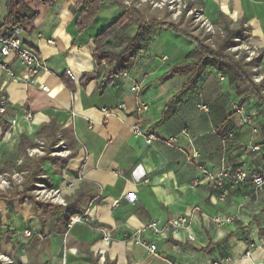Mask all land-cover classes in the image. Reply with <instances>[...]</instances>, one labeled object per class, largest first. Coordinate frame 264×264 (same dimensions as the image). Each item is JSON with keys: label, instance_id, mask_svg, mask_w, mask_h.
<instances>
[{"label": "crops", "instance_id": "crops-1", "mask_svg": "<svg viewBox=\"0 0 264 264\" xmlns=\"http://www.w3.org/2000/svg\"><path fill=\"white\" fill-rule=\"evenodd\" d=\"M186 1L180 19L191 17L207 33L225 24L248 28L244 44L258 54L251 69L264 89V0ZM108 2L115 3L103 1L98 11ZM16 3L28 17L6 29L9 6L0 0V35L16 32L44 59L46 70L31 84L0 71V174L27 175L10 193L0 192L7 194L0 195V253L26 264H264V194L253 197L251 186L241 184L220 201L219 187L192 185L201 174L188 160L195 150L208 169L219 166L222 157L229 166L264 165V122L247 86L238 83L232 92L236 82L208 66L194 86L182 89L188 74L167 71L196 44L167 29L156 30L132 58L125 56L124 70L140 84L139 92H132L130 81L118 77L123 70L111 74L108 62L97 65L93 58L94 41L109 26L95 34L81 30L80 0ZM5 61L23 72L15 57ZM232 102L256 109V133L230 112ZM141 104L146 111H137ZM135 125L142 133L135 134ZM42 129L50 130L51 140L40 151L34 141ZM232 131L223 144L222 137ZM148 133L156 136L151 143ZM170 137L175 141L169 143ZM254 145L260 150L253 151ZM84 213L90 223L66 227L70 216ZM178 215L188 224L173 232L167 220ZM215 215L234 221L215 224ZM151 221L162 228V237L147 228ZM25 230L32 235L26 237ZM104 235L109 240L103 241ZM136 238L155 243L156 255L135 244Z\"/></svg>", "mask_w": 264, "mask_h": 264}, {"label": "built area", "instance_id": "built-area-1", "mask_svg": "<svg viewBox=\"0 0 264 264\" xmlns=\"http://www.w3.org/2000/svg\"><path fill=\"white\" fill-rule=\"evenodd\" d=\"M149 1V3L156 9L167 8L174 18L180 16L184 10L187 8L188 3L186 0H140ZM48 44L53 45L52 40H47ZM10 56L15 57L18 62L23 66V72L16 73L11 69V61H5L6 58ZM165 59V58H164ZM46 70V65L44 59L39 55V53L31 46L26 44L21 40L16 32L0 35V71L6 74V77L10 80H15L22 82L24 84H31L35 81V78L40 72ZM65 74L71 79L75 80V76L70 69L65 70ZM119 78L128 79L130 81V89L132 92L138 93L140 89V84L132 79L128 71L123 70L118 74ZM223 79V77H220ZM255 82H261V78L254 77ZM42 90H46L45 86H41ZM264 93V89H263ZM202 110H205L204 105L199 106ZM4 109L2 108L1 111ZM147 106L141 104L137 106V111H146ZM230 112L238 115L239 122L241 125L249 126L252 133H256L258 130L257 123V112L255 108L248 107L245 103L232 102L230 104ZM25 119L30 120L32 114L29 111H25ZM17 124V119L11 121V125ZM135 134H140L141 128L138 125L133 127ZM184 133L185 130H182ZM234 136L233 131L229 132L222 137L223 144L228 141V139ZM146 142L151 143L155 138V134L148 133L145 136ZM169 143L175 141L174 137H170L167 140ZM253 151H259L260 147L258 145L252 146ZM189 161L194 162L197 165L198 171L201 176L193 180V186H197L200 183H211L219 187V194L217 196L218 200L223 201L229 195V191L232 187L249 184L251 186V195L253 197H258L264 194V165L253 169L244 165L239 166H229L226 163L225 157H222L221 164L214 167L213 169H208L205 164L198 161V153L193 150L192 154L188 158ZM215 224L231 223L234 221L232 216H220L215 215L212 218ZM91 222V218L88 214H76L68 218L66 227L71 228L74 224L83 223L88 224ZM188 224V219L184 215L173 216L167 220V225L170 229L175 232L180 229L186 228ZM147 228L150 230L153 236L162 237L163 230L158 226L157 221H151ZM24 235L30 237L32 235L31 230H25ZM137 235V234H136ZM109 240L107 235L103 236V241ZM135 244H140L143 246L147 253L155 254L157 252V245L153 242H148L142 239H135ZM65 252V251H63ZM246 256L250 255V252L245 253ZM225 260H228L225 258ZM226 261L216 260L209 264H225ZM0 264H26L24 262H16L11 257L6 254L0 253Z\"/></svg>", "mask_w": 264, "mask_h": 264}, {"label": "trees", "instance_id": "trees-1", "mask_svg": "<svg viewBox=\"0 0 264 264\" xmlns=\"http://www.w3.org/2000/svg\"><path fill=\"white\" fill-rule=\"evenodd\" d=\"M44 4H52L55 0H39ZM106 0H80L83 4L82 13L79 20L77 21L78 27L83 30L88 22H90L93 17L97 14L99 4ZM117 1V0H110ZM121 7H125L124 4L118 3ZM7 5L9 6V13L4 27L8 30L15 28L24 17H28V14H22L20 8L18 7L16 0H7ZM22 8V7H21ZM23 9L30 12V15L33 16L34 13L29 11L25 6ZM128 11V12H127ZM126 13L129 15L137 16L141 15L140 11L134 8L128 7ZM87 22V23H86ZM156 30H167L171 29L176 33H180L187 38L195 42L196 46L192 52L180 63L171 66L167 73L169 74H188L187 80L184 82L182 89H185L189 85L195 83L197 76L208 66L214 67L219 70L221 73L225 74L228 77L229 83H240L246 85L249 90V96L257 100L258 108L261 106L264 108V94L262 92L263 86L261 83H256L251 73L241 65V59H235L232 54H227L225 52L226 48L233 46L235 38H240V40H245L248 35V28L243 24H240L238 27H229L228 24H225L223 31L225 35L218 42L217 47L214 48L205 42V38L195 35L191 32L186 31L185 28H181L178 22L171 20L164 21H151ZM118 25V21L113 23V26L108 27L99 33L94 41L95 49L92 51V56L96 60L97 65H100L102 61H106L110 64L109 71L111 74H116L121 70L126 69L127 54H130L133 51V48L136 43H138L142 27L137 23L136 32L130 36L126 45H124L120 50H111L106 47L107 42L113 34L114 26ZM139 49V48H138ZM183 92V90L181 91ZM26 188L19 192L22 195H25ZM0 195H7L1 193Z\"/></svg>", "mask_w": 264, "mask_h": 264}, {"label": "rangeland", "instance_id": "rangeland-1", "mask_svg": "<svg viewBox=\"0 0 264 264\" xmlns=\"http://www.w3.org/2000/svg\"><path fill=\"white\" fill-rule=\"evenodd\" d=\"M114 2L115 3L111 5H109V3L111 2L103 5L97 12V14L93 17V19L88 23L86 22L87 24L85 28H87L88 30H92L95 34L98 33V31H102L106 26H113V23L118 21V25L114 26L113 34L106 44V47L108 49L117 51L120 50L124 45H126L130 36H132L136 32L137 23L139 20V23L142 27L141 35L138 43L135 44L133 51H131L130 54L126 55L127 58H132L135 52L138 51V48L142 45L141 43H143L145 47H147L151 42L153 34L156 31L154 25L151 22L152 20H174L179 23V26L181 28H185L186 31L203 38L206 37L205 42H207L214 48L217 47L218 42H220L221 38H223L225 35L223 29H218L217 27L214 28V30L210 33H207V31H203L201 28H199L198 24L200 23L192 20L191 17L182 20L180 19L182 17L181 14L177 18H174L167 8H153L149 1L117 0ZM118 3L124 4L125 7L122 6V9L125 10L124 12H122L120 8L121 6ZM128 7L139 10L141 15L138 18L137 16L129 15V13H126ZM94 20L95 23L90 26V24ZM244 41L245 40H240V38H235L233 46L226 48L225 52L227 54H232L235 59H241V65L251 73L254 80L255 71H253L251 68L255 63L254 61L258 54L255 52H251L252 50L244 44ZM238 86L239 85L236 82L235 85L231 87V91L234 92V90ZM258 112L260 121L264 122V108L261 106ZM261 132L264 135V124L261 125ZM47 133H50V130L42 129L36 136L37 140L34 141V143L39 146L38 149L40 151L46 150L45 148L47 147V145H49V142L51 140L50 138H48L49 134ZM56 148L59 150L63 149L60 147V145H58ZM25 181H27V175L25 174H21V176H16L9 172L5 175L0 174V192L10 193L17 186V183H24Z\"/></svg>", "mask_w": 264, "mask_h": 264}]
</instances>
